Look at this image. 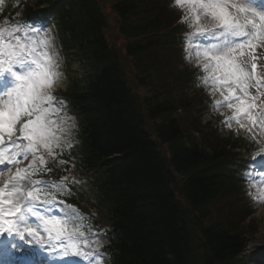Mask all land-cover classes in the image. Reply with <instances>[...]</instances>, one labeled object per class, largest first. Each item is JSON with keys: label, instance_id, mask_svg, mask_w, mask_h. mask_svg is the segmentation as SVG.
Wrapping results in <instances>:
<instances>
[{"label": "snow or ice", "instance_id": "obj_1", "mask_svg": "<svg viewBox=\"0 0 264 264\" xmlns=\"http://www.w3.org/2000/svg\"><path fill=\"white\" fill-rule=\"evenodd\" d=\"M173 6L189 29L185 59L194 58L203 73L197 80L213 97L210 110L226 108V127L235 123L264 137V55L257 51L264 48V0H173ZM48 32L40 20L0 26V253L18 264H104L106 230L93 228L90 216L63 198L84 181L43 178L74 147L77 127L67 101L54 94L62 56ZM256 167L251 163L247 176Z\"/></svg>", "mask_w": 264, "mask_h": 264}, {"label": "trees", "instance_id": "obj_2", "mask_svg": "<svg viewBox=\"0 0 264 264\" xmlns=\"http://www.w3.org/2000/svg\"><path fill=\"white\" fill-rule=\"evenodd\" d=\"M81 3L80 41L96 57L98 78L91 90L94 114L82 129L88 156L71 160L108 164L106 180L116 197L104 212L113 231L112 264H229L240 249L237 233L211 224L209 209L232 191L227 146L235 145L206 132L200 150L172 118L171 103L157 94L144 112L116 81V55L103 56L97 18L89 0ZM157 117L161 123L151 127L152 135L146 122ZM156 141L165 145L168 159Z\"/></svg>", "mask_w": 264, "mask_h": 264}, {"label": "rangeland", "instance_id": "obj_3", "mask_svg": "<svg viewBox=\"0 0 264 264\" xmlns=\"http://www.w3.org/2000/svg\"><path fill=\"white\" fill-rule=\"evenodd\" d=\"M174 84L176 85V83ZM56 86H59V83H57ZM198 95L202 98H207V99L209 96V100H212L211 103L213 102V97H211L208 94V90L205 86L198 88L196 90V93L190 92L189 94V96H192V97H196ZM216 98H219L218 95ZM195 102L196 101H194L193 103ZM211 103L207 104L204 111L196 112V116H198L201 122H205V120L210 119L209 114L207 113L210 111V105H212ZM210 115L212 118L214 117L213 115H216L217 117H220V118L222 117V115L219 114V112H214V111H212ZM227 115H231V114L227 113ZM223 120H224V117L220 119L218 126L216 128L217 131L219 132V135L222 136V138H225V136L228 133H231L233 134V136H235V138L237 137L247 138V139L250 138V139H253L254 142H256V144H260V146L264 145V137H262V135L259 132H257L254 138L253 135L248 133L247 131L240 130L239 126L236 125L235 123L232 124L231 128L226 127L223 123ZM213 121H216V119H213ZM249 177L250 176H247L246 174L244 175V178H243L244 180L243 183L247 185L245 188V191H247L245 196L243 195L241 197L239 196V199L237 197L230 196L226 199L217 201L215 205L213 206V211H211L212 212L211 215H212L213 220H218V218H223V219L231 218V219H235L240 224L243 215H245L246 211H248V209L246 210V208H249L251 205H253V209L251 208V211H253L254 214L252 215L250 220L254 218L256 221L261 222L259 226L260 227L259 236L263 237L264 236V197H261V195H259L256 191H253V189H251L249 185L251 180ZM248 202H250V204H248ZM244 207L245 209H243ZM251 211H248V212H251ZM248 220L249 219L244 220L243 223H247ZM252 224L253 222L251 223V225ZM102 243L104 244V246L106 245V242L103 238H102ZM250 261L251 260H248V263H250Z\"/></svg>", "mask_w": 264, "mask_h": 264}]
</instances>
